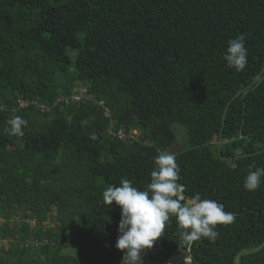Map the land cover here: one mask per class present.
<instances>
[{"label": "trees", "instance_id": "16d2710c", "mask_svg": "<svg viewBox=\"0 0 264 264\" xmlns=\"http://www.w3.org/2000/svg\"><path fill=\"white\" fill-rule=\"evenodd\" d=\"M240 34L248 64L237 72L223 54ZM263 62L264 0H0V264H121L120 206L102 194L122 178L144 190L174 124L187 139L174 153L182 203L198 194L235 220L216 226L215 243H187L170 217L143 262L183 250L190 264H234L261 245L264 178L243 185L264 152L224 161L218 139L227 102ZM79 83L91 100L52 106ZM19 99L51 108L10 110ZM17 116L22 136L7 131ZM223 141L224 157L264 148V74L230 105ZM239 264H264V247Z\"/></svg>", "mask_w": 264, "mask_h": 264}, {"label": "clouds", "instance_id": "9594fccd", "mask_svg": "<svg viewBox=\"0 0 264 264\" xmlns=\"http://www.w3.org/2000/svg\"><path fill=\"white\" fill-rule=\"evenodd\" d=\"M246 37L240 34L228 41V47L223 59L229 69L242 72L248 64V49L245 46ZM10 135H23L21 117L10 121ZM254 169V170H253ZM180 168L176 156L167 151H161L154 158V168L151 171V182L144 190L133 186V182L122 178L119 186H109L103 192V199L110 207L120 206L121 219L118 225V238L115 247L125 253L123 264H140V254L145 248H151L162 236L165 223L170 217H175L178 227L183 232V239L191 243L203 238L215 243L219 232L216 226L230 225L235 216L226 212L224 205L210 199H201L197 194L191 203H182L184 185L178 183ZM264 178V167L250 166L244 180V188L256 191Z\"/></svg>", "mask_w": 264, "mask_h": 264}, {"label": "water", "instance_id": "95a60500", "mask_svg": "<svg viewBox=\"0 0 264 264\" xmlns=\"http://www.w3.org/2000/svg\"><path fill=\"white\" fill-rule=\"evenodd\" d=\"M263 74H264V62H263V66H262V69H261L259 75L254 79V81L252 83H250L249 85H247V86L241 88L240 90H238L232 96V98L227 102V105L225 106L224 113H223V116H222V129H221V132H220V135H219V139H218V155L224 161H232L234 159H240V158H243V157L254 156V155H258V154H261L262 152H264V148H263V149L258 150L256 152L237 154V155H234L232 157H224L222 155V146H223V142H224L223 141V136H224V127H225V120H226V112H227V110L229 109L230 105L232 104V102L237 97H239L242 93L247 92L248 90L252 89L262 79ZM263 247H264V241L262 242L261 245H259L256 248L248 249V250H242V251L238 252L235 255V257H234V264H239V258L240 257H242L244 255L254 254V253L260 251ZM146 249L147 248H145V249H143L141 251L140 264H146L142 260ZM184 254H187V258L183 257ZM124 255H125V253L123 252L121 264H123ZM190 262H191V258L189 256L188 252L182 250V251H175L169 257V259L167 261H156V262L149 263V264H190Z\"/></svg>", "mask_w": 264, "mask_h": 264}, {"label": "built area", "instance_id": "2783aa9c", "mask_svg": "<svg viewBox=\"0 0 264 264\" xmlns=\"http://www.w3.org/2000/svg\"><path fill=\"white\" fill-rule=\"evenodd\" d=\"M92 96H90L88 89L84 86H81L79 89H75L73 90L71 93L68 94H64L62 96H59L58 98L55 99V101L52 103L53 107L58 105V104H62V105H67V104H74V103H79L82 101H86V100H91ZM99 104L101 106L103 105V102H99ZM30 106H35L37 107L42 113H46L50 110L51 107L44 105L43 103L36 101V100H28V99H19L17 101V105H13L11 108H9L10 110H15V109H26ZM8 107L6 105H1L0 106V110H5ZM105 112L106 115L109 114V110L107 108H105ZM116 136H118L120 139H127V135L123 130H119L117 132V134H115ZM139 132L137 130H133L132 131V137L138 136ZM16 220L18 221V218H16ZM24 221H28V220H24ZM32 225H34L35 223L33 221H29ZM36 245L37 242L35 243Z\"/></svg>", "mask_w": 264, "mask_h": 264}, {"label": "rangeland", "instance_id": "374dc122", "mask_svg": "<svg viewBox=\"0 0 264 264\" xmlns=\"http://www.w3.org/2000/svg\"><path fill=\"white\" fill-rule=\"evenodd\" d=\"M81 86H82V84L79 83L75 87V89H79ZM173 128H174L175 133L177 135V140H176L175 144L171 148H169V150L167 152H170V153L174 154V153H176L178 150L182 149L186 145L187 139H186V136H185L183 128L179 124H174ZM2 222L3 221L0 219V224ZM5 242H6L5 240L4 241L0 240V248L2 246L7 247V244H6L7 242L6 243Z\"/></svg>", "mask_w": 264, "mask_h": 264}]
</instances>
